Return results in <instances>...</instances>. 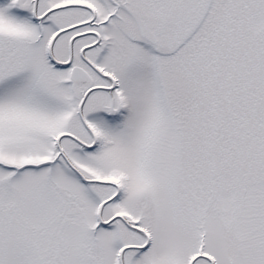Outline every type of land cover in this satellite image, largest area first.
I'll use <instances>...</instances> for the list:
<instances>
[{"label":"snow or ice","instance_id":"snow-or-ice-1","mask_svg":"<svg viewBox=\"0 0 264 264\" xmlns=\"http://www.w3.org/2000/svg\"><path fill=\"white\" fill-rule=\"evenodd\" d=\"M0 264H264V0H0Z\"/></svg>","mask_w":264,"mask_h":264}]
</instances>
